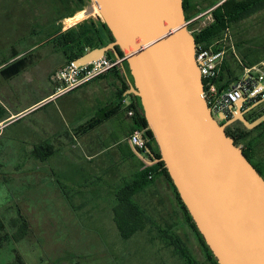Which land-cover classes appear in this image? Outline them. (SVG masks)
Here are the masks:
<instances>
[{"label":"crops","instance_id":"0c3cea01","mask_svg":"<svg viewBox=\"0 0 264 264\" xmlns=\"http://www.w3.org/2000/svg\"><path fill=\"white\" fill-rule=\"evenodd\" d=\"M92 15L96 14L89 5L68 16L62 25L70 28L89 18L96 26L100 22L96 19L95 23ZM232 54V60L238 63L229 67L231 74H225L222 84L229 83L233 76H243L244 66L264 63L262 58L241 61L235 48ZM22 58L17 56L8 64L17 59L24 62ZM67 63L50 70L23 66L25 63L20 68L0 67L4 76L0 94L15 99L9 104L0 97V135L7 125L39 114L36 125L21 133L27 141V147L17 155L21 157L6 172L0 166V182L11 185L13 190L0 211L8 213L11 220L18 219L21 212L29 222L28 236L33 229L30 220H37L41 228L45 219L58 222L56 230L60 235L66 231L70 236L88 238L87 242L89 238L98 239L101 248L86 243V252L102 250L105 244L101 237L115 236L117 242L127 243L129 237L141 236L151 243V236H159L158 232L163 237L182 234L184 230L176 226L183 215L177 212L179 206L171 207L172 190L161 169L151 172L147 182L141 181V173L157 162L143 156L144 160L129 141L138 127L135 117L128 114V105L135 99L128 94L134 81L127 64H120L74 91L56 95L58 85L51 77ZM43 79L50 83L47 92L22 107L12 105L18 104L19 89L24 91ZM93 120L98 124L84 129ZM150 148L156 153L155 144ZM252 156L257 160L252 162L264 173V157L255 152Z\"/></svg>","mask_w":264,"mask_h":264},{"label":"water","instance_id":"95a60500","mask_svg":"<svg viewBox=\"0 0 264 264\" xmlns=\"http://www.w3.org/2000/svg\"><path fill=\"white\" fill-rule=\"evenodd\" d=\"M90 1L114 41L74 63L85 66L112 53L128 65L134 81L128 94L140 98L160 157L146 150L152 163L164 162L217 263L264 264V177L226 132L236 122L248 130L264 123V114L252 122L246 117L264 100L247 110L239 101L233 118L219 115L225 121L219 123L203 96L184 0Z\"/></svg>","mask_w":264,"mask_h":264},{"label":"rangeland","instance_id":"374dc122","mask_svg":"<svg viewBox=\"0 0 264 264\" xmlns=\"http://www.w3.org/2000/svg\"><path fill=\"white\" fill-rule=\"evenodd\" d=\"M220 1L222 0H194V17L206 13L213 4L216 5ZM78 3L77 0H0V67H4V64L7 65L16 55L19 57L23 55L22 59L25 63L23 66L27 65L35 69L50 70L59 64L65 63L68 61L67 56L55 39L63 31L66 32L75 28L84 31H99L105 40L107 32L103 27L104 22L95 26L93 21H88V18L87 22H84L85 24L80 23L64 29L62 24L66 22V18L72 11L78 9ZM90 4L91 1L87 0L73 14L88 8ZM92 16L95 18V23H97L98 16ZM213 20L212 16L203 18L194 28L204 29ZM229 36L232 37V41L236 46L235 50L241 61L249 63L261 58L264 59V10L252 14L244 21L233 25ZM222 47L226 51L227 60L225 59L224 63L227 64L228 61L231 64L229 67L235 66L238 62L232 60L234 48L231 47L230 43L222 45ZM231 69L229 68L230 72H227L226 76H230ZM3 77L0 73V81ZM2 85L3 82L0 84V88H2ZM23 85L25 84L23 83ZM49 87L50 83L43 79V81L34 83L24 91L19 89L22 94H17L18 104L12 105L22 107L37 96L47 92ZM10 96L0 94L2 100L8 101L9 104L14 103L15 100ZM263 108L264 104L257 107L255 113L264 112ZM38 115L36 113L26 116L19 122H13L1 129L0 166H3V172H6L10 166L12 167L16 160L21 157V148L27 147V141L21 133L36 125ZM249 118L250 115H248ZM246 133L247 137L241 143L247 146L251 142L253 153L255 152L264 157V125L257 129H247ZM18 154H20L19 157ZM252 160L257 162L256 159ZM170 187L173 195L171 207L177 208L179 206L177 212L183 215L182 217L179 216L184 219L183 224L181 225V219H179L176 226H181V229L184 230L182 234L163 237L158 232L159 236H151V243H148L141 236L129 237L127 243L117 242L115 236L101 237L105 244L102 250L93 249L94 251L86 252L84 249L87 246L86 243H93L97 245V248H101L99 240L89 238L87 242L88 238L70 236L66 231L64 235H60L56 230L58 222L45 219L40 223L42 230L38 227V221L31 219L30 224L33 229L30 231L29 236L23 241L16 242L12 239L15 229L11 227L10 215L0 211V220L3 223V227L0 228V237L8 236L7 240H3V246L0 249V264H20L16 259L17 255L20 256L23 264H189L183 256L182 248L187 249L198 264H214L208 258V253L188 221L173 187L171 185ZM11 190V185L0 182V206L6 203L9 197L8 193ZM16 205H14L15 216L18 215L15 212L17 210ZM166 245L167 247L164 248Z\"/></svg>","mask_w":264,"mask_h":264},{"label":"trees","instance_id":"16d2710c","mask_svg":"<svg viewBox=\"0 0 264 264\" xmlns=\"http://www.w3.org/2000/svg\"><path fill=\"white\" fill-rule=\"evenodd\" d=\"M78 6L77 8L80 9L87 0H77ZM194 0H184V10H185V16L186 19L189 20L194 17V10H195V5L193 4ZM91 9L95 12V14L98 16L97 19L99 20L100 23H103V20L97 11L95 5L93 3L90 4ZM215 6L213 4L211 7ZM80 7V8H79ZM71 12L70 15H72L76 10ZM264 10V0H226L223 4L215 8L212 12L211 15L213 17V22L202 29L200 32L194 33L195 40L197 45H204L205 47H211L214 50L218 51L220 49H223L222 45H225L227 43H230L232 48H235V44L229 39H226V33L230 32L231 34V29L232 26L235 24H238L242 21H244L246 18L251 16L252 14H255L259 11ZM85 13V12H84ZM83 13V14H84ZM81 13V16L83 15ZM69 15V16H70ZM69 18L67 17V20ZM103 27L106 29L107 32V38L104 40L103 37L100 35L99 31L93 32V30H80L79 32L71 29L66 32H62L61 34L57 35L55 38L58 44L60 45L61 48L64 49V53L67 56L68 62L70 61H75L79 57H81L83 54L88 52L87 50H93L97 48H102L109 43H112L114 41L113 36L108 29V27L103 23ZM239 47V45H237ZM120 54L123 56V53L120 52ZM18 55H16L14 58H16ZM108 57H113L114 55L112 53H109L107 55ZM23 64L22 60L17 59L14 60L12 63L5 65L4 67L7 68H20L21 65ZM128 66V65H127ZM247 67V66H244ZM228 69V71H226ZM129 70V68H128ZM227 72L229 71V66L224 63V65L221 68L220 75L217 79L214 80V83L217 84L218 88L222 91L225 90L230 86L231 83L235 82L238 77H232L231 81L229 83H223L222 81L224 79L225 74H228ZM135 99L136 106L134 105L133 107L136 109V115H135V124L138 127V129H145L147 136L149 138V143L148 146L151 147V145L155 144L157 147L156 150V156L160 157V151L159 148L156 144V141L154 139L152 131L149 129L148 123L145 119V115L142 109L141 101L140 98L131 95ZM134 103V104H135ZM264 114V112H261ZM261 113H255L254 115H251V118L249 119L250 122L256 120L259 118ZM98 120H93L92 122L86 124L84 126V129H91L94 128L95 125L98 124ZM264 123L259 125L257 128H260L263 126ZM247 128L245 126H237L235 124L229 126L227 135L232 137L235 140L236 145L240 146L243 148L244 154L247 157V159L256 167V169L260 172V174L264 177V173L261 171L259 166L254 164L252 162L253 156V149L251 145V142L245 146L241 142L244 141L247 137L246 133ZM150 156V154H149ZM151 158V157H150ZM152 160V159H151ZM161 169V173L164 175V177L167 179V181L170 183V185L173 187L177 199L182 206L188 221L190 222L191 226L195 230V232L198 235L199 240L201 241L205 251L208 253V258L214 262V264H218L216 258L213 256L212 251L209 249V247L206 245L203 236L200 234L198 231L196 224L194 223L193 219L191 218L190 214L187 211V208L185 207L184 203L182 202L176 187L174 186L169 173L167 171V168L165 167L164 162L160 161L155 163L153 166L148 167L145 171L141 173V181L142 182H147L149 180V176L151 175V172L157 171ZM20 213V216L18 219L11 220V227L14 228L16 231L12 235V239L15 240L16 242H20L26 236H28L29 232V222L28 220L23 217L22 213ZM3 227V223L0 220V228ZM8 236L6 235L4 238L0 237V249L3 246V240H7ZM128 238V237H125ZM182 253L184 258L189 262V264H198L197 261L190 255L189 251L187 249L182 248ZM17 261L20 264H23V261L20 259V256H16Z\"/></svg>","mask_w":264,"mask_h":264},{"label":"built area","instance_id":"2783aa9c","mask_svg":"<svg viewBox=\"0 0 264 264\" xmlns=\"http://www.w3.org/2000/svg\"><path fill=\"white\" fill-rule=\"evenodd\" d=\"M202 15L204 13L187 20L191 33L194 34L202 30L194 28ZM229 34L230 32L226 33V39L231 41ZM195 56L204 81L205 91L203 96L207 100L215 117L218 118L219 115H225L227 119L233 118L236 109L235 105L243 99L245 100L244 108L251 107L259 101L264 100V64L244 67L243 76L221 91L217 84L214 83V80L219 77L226 59L225 49L216 51L211 47L197 45ZM120 62V60L108 56L81 67L77 66L74 61L68 62L51 77L52 81L58 85L56 95L69 93L106 75L119 66ZM128 106L130 107L128 114L135 117L136 109L133 107L134 103L130 102ZM129 141L138 153L150 159L149 153L146 150L150 140L145 129H136L129 136Z\"/></svg>","mask_w":264,"mask_h":264},{"label":"flooded vegetation","instance_id":"af4514ba","mask_svg":"<svg viewBox=\"0 0 264 264\" xmlns=\"http://www.w3.org/2000/svg\"><path fill=\"white\" fill-rule=\"evenodd\" d=\"M220 2H221V1H220ZM218 3H219V2H218ZM218 3H217V4H218ZM213 7H214V6H213ZM213 7H211L210 9H212ZM210 9H209V10H210ZM263 104H264V102H263L261 105H263ZM261 105H259L258 107H260ZM248 108H250V107H245L244 110H247ZM255 109H256V108H255ZM255 109H253V110L247 112V113H246V117L248 118V115H250V118H251V115H253V114L255 113ZM250 118H249V119H250ZM216 119L219 121L220 124H223V123L225 122L224 120H220V119L217 118V117H216ZM234 124H235V125H238V126H244L241 122H236V123H234ZM228 128H229V127L226 128V131H228ZM252 161H253V160H252ZM253 162H254V161H253ZM254 164H255V163H254Z\"/></svg>","mask_w":264,"mask_h":264},{"label":"bare ground","instance_id":"6f19581e","mask_svg":"<svg viewBox=\"0 0 264 264\" xmlns=\"http://www.w3.org/2000/svg\"><path fill=\"white\" fill-rule=\"evenodd\" d=\"M96 7V6H95ZM97 9V8H96ZM97 11H98V9H97ZM99 12V11H98ZM100 14V13H99ZM101 16V15H100ZM101 18H102V16H101ZM102 20H103V18H102Z\"/></svg>","mask_w":264,"mask_h":264}]
</instances>
